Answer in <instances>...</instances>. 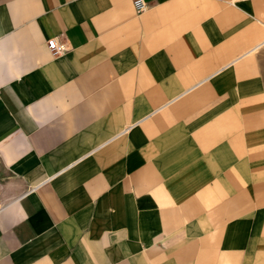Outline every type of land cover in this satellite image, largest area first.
<instances>
[{
	"label": "crops",
	"instance_id": "crops-1",
	"mask_svg": "<svg viewBox=\"0 0 264 264\" xmlns=\"http://www.w3.org/2000/svg\"><path fill=\"white\" fill-rule=\"evenodd\" d=\"M143 1L0 0V264H264V0Z\"/></svg>",
	"mask_w": 264,
	"mask_h": 264
},
{
	"label": "built area",
	"instance_id": "built-area-1",
	"mask_svg": "<svg viewBox=\"0 0 264 264\" xmlns=\"http://www.w3.org/2000/svg\"><path fill=\"white\" fill-rule=\"evenodd\" d=\"M136 14H142L147 9V4L143 0H132ZM47 48L54 56L63 54L66 49L63 45H59L55 39H50L46 42Z\"/></svg>",
	"mask_w": 264,
	"mask_h": 264
},
{
	"label": "rangeland",
	"instance_id": "rangeland-1",
	"mask_svg": "<svg viewBox=\"0 0 264 264\" xmlns=\"http://www.w3.org/2000/svg\"><path fill=\"white\" fill-rule=\"evenodd\" d=\"M259 53L262 56V58L264 59V46L260 49Z\"/></svg>",
	"mask_w": 264,
	"mask_h": 264
}]
</instances>
